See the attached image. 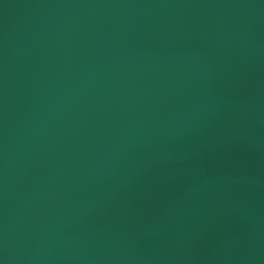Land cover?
I'll return each mask as SVG.
<instances>
[{
  "label": "water",
  "instance_id": "water-1",
  "mask_svg": "<svg viewBox=\"0 0 264 264\" xmlns=\"http://www.w3.org/2000/svg\"><path fill=\"white\" fill-rule=\"evenodd\" d=\"M0 264H264V0H0Z\"/></svg>",
  "mask_w": 264,
  "mask_h": 264
}]
</instances>
